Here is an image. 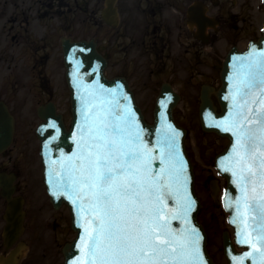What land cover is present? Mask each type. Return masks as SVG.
Instances as JSON below:
<instances>
[{"label": "snow or ice", "instance_id": "obj_1", "mask_svg": "<svg viewBox=\"0 0 264 264\" xmlns=\"http://www.w3.org/2000/svg\"><path fill=\"white\" fill-rule=\"evenodd\" d=\"M233 59L245 63L234 65L232 111L218 124L235 137L221 166L240 190L232 223L247 225L261 245L259 260L264 264V51L253 47L245 57ZM113 104L119 102L85 103L80 151L56 170V187L86 219L83 264H203L196 230L189 234L173 229L165 219L183 215L165 202V196L180 195L178 172L170 167L166 175L160 174L163 168L152 174L156 158L143 143L134 114H118ZM165 144L171 164L176 159L174 140L168 137Z\"/></svg>", "mask_w": 264, "mask_h": 264}, {"label": "water", "instance_id": "obj_2", "mask_svg": "<svg viewBox=\"0 0 264 264\" xmlns=\"http://www.w3.org/2000/svg\"><path fill=\"white\" fill-rule=\"evenodd\" d=\"M108 21H111L112 12L105 16ZM264 43V42H263ZM262 44V42H261ZM256 50L261 48V45L253 46ZM64 52L66 56V65L68 68V82L72 91V112L73 123L71 130H67L63 121V116L58 114L56 106L53 103L41 108L39 116L45 120V123L38 129L42 146V157L45 165L46 183L48 184L49 192L52 197L55 207L58 209L63 203L67 204L73 215V227L79 231L78 240L68 245L65 248L64 254L66 257V264H83L87 259L83 257V247L86 243L81 242V237L87 236L85 233L86 219L77 207L72 203L69 196L61 194V190L56 187L57 169L60 163L66 162V157L73 153L80 151L79 145L81 143V127L84 121V106L86 102L94 101L96 103L107 101H118V106L110 105L113 108L119 107L118 114L124 110L130 111L134 114L137 125L140 127L141 137L144 144L149 149H153L152 156L155 157L152 161L153 175L157 170L167 167L170 163L167 160V146L165 140L171 137L177 147H181L185 157L184 146V131L177 126L173 117V108L175 103L167 96L166 92L170 91V87L164 86L163 93L160 98L159 107L155 111V124L149 126L144 116L137 107L133 98V94L129 92V87L124 80H108L104 76V69L106 61L98 54L96 50V43H71L67 40L64 43ZM219 93V96H221ZM169 94V93H168ZM127 99H124V97ZM178 99V97H177ZM202 113L204 123L208 124L209 120L215 112L210 100V92L206 88L203 96ZM106 106H109L106 104ZM225 107V106H224ZM208 109H210L208 111ZM208 111V112H207ZM52 125H55L53 127ZM14 118L11 116L8 108L5 105L0 106V153L3 152L11 144L13 140ZM176 147V149H177ZM164 150V152L162 151ZM162 151V156L160 155ZM63 154V155H61ZM187 159V157H186ZM165 163L161 164L160 161ZM188 171L185 173L189 184V193L194 198V209L191 214L187 215L188 224L182 225L183 221L179 219H172L171 216H165V219L171 221V226L176 230H186L191 234V230L195 229L199 235V247L204 256L205 264H214L210 259L206 250V235L203 227L197 222V212L200 204L194 192V174L192 166L188 159ZM15 174L0 173V187L2 189L1 195L6 198L8 202L5 219L7 225L4 230V242L7 248H10L21 236L24 230L25 212L23 209L25 200L23 197H14L16 187L14 185L16 180ZM165 202L168 209L173 212L176 210L177 202L173 198L165 196ZM181 204L175 213L180 214ZM191 225L190 229L189 226ZM228 240L225 237V246ZM26 248L24 244H20L15 251L12 252L9 258L4 259V264H18L19 257ZM235 253V252H234ZM246 253H235L233 260L230 259L231 264H260L258 256L255 260L252 256H246ZM81 256L80 260L78 258Z\"/></svg>", "mask_w": 264, "mask_h": 264}, {"label": "rangeland", "instance_id": "obj_3", "mask_svg": "<svg viewBox=\"0 0 264 264\" xmlns=\"http://www.w3.org/2000/svg\"><path fill=\"white\" fill-rule=\"evenodd\" d=\"M91 9L97 12V1L90 0ZM254 5H252V13L248 22L245 24L248 26L249 22H252L248 31L242 33L239 39V45L243 46L250 36H258L261 26L264 21V16L261 9L257 6L260 5V0H254ZM256 4V5H255ZM89 19V15H87ZM229 22L232 21L236 25L242 24L240 21L241 15L235 19L227 16ZM78 25L80 28H78ZM74 26L71 34L75 38H80L84 36H90L91 34H96L98 31L92 27L90 29L87 27H82L77 22ZM252 29V30H249ZM229 30L232 27L229 25ZM104 39L109 41V37L105 36ZM111 39V38H110ZM106 41V40H105ZM110 45H107V53L111 58H113V51L108 50ZM137 65V64H136ZM218 67L220 68V63L217 65V70L215 74H211L210 71L206 72L201 79H207L211 81L212 84L217 86L220 83L219 74L217 75ZM109 75H116L118 69L113 63L108 70ZM148 75V73L146 74ZM150 78V75L147 77ZM26 81V80H25ZM36 82V81H35ZM34 81H26L28 86L24 89V108L18 112L19 126L17 133V143L11 152L12 157L18 158V164L20 169V180L19 186L21 191L27 197V210H28V221H27V233L26 238L31 242V257L26 264H63L62 247L66 241L71 240L75 233L71 229L70 214L67 209L62 208L59 211H55L51 206L44 192V186L41 182V163L38 157V139L35 137L34 128L40 122L34 111L33 104L41 100L34 95H30V90L28 87H35ZM199 82V85L201 83ZM54 83V81H53ZM57 88L55 95L52 97L58 105L61 112L66 116V120L70 123L71 113L68 103L69 93L65 88L64 81L60 74H58V80H56ZM141 81L137 76V85L140 87ZM183 90V89H182ZM139 100L145 111L147 113L148 119L152 120V109H153V96L145 95L142 91H139ZM196 95L188 94L186 97V103L180 108L176 109L175 115L178 121L184 125L189 133L186 140L189 152L192 154V159L195 166L197 181L200 174L206 170L205 167H211L213 163V158L217 152H220L226 145L227 140L221 139L215 134L206 133L201 129V125L198 118V104L193 102ZM44 98V97H43ZM189 104H188V103ZM19 106V105H18ZM33 106V107H32ZM201 149V159L199 158V151ZM210 169V168H209ZM207 173H205V176ZM199 184V182H198ZM198 192L203 201V208L201 211L200 219L206 223L209 232V248L215 257L218 264H227L226 259L223 254L221 233L227 228L225 223V214L221 209L214 207L212 204V198L207 187H200L198 185ZM3 207H0V215H2ZM4 222L0 217V233L2 231ZM36 254V255H35ZM36 257V260H34Z\"/></svg>", "mask_w": 264, "mask_h": 264}, {"label": "flooded vegetation", "instance_id": "obj_4", "mask_svg": "<svg viewBox=\"0 0 264 264\" xmlns=\"http://www.w3.org/2000/svg\"><path fill=\"white\" fill-rule=\"evenodd\" d=\"M193 1L195 0H138V2L129 0L127 2L126 11L124 9L125 16L127 12V19L124 20L123 27L117 30L116 36L117 41L124 36L127 47H125L123 53L117 47L114 51L116 56L114 60L117 68L123 72L122 75L129 79L133 88L136 87L135 54L132 52L136 43V22L134 16L137 12H143L147 16L145 23L146 39L142 42L147 53H150V56H153L154 59H159L163 63V66H161L162 71L165 72L167 70L166 62H168L170 64L169 70L172 72L171 79H177L179 74L183 72L181 62H184L187 72H189L191 67L192 79L198 77L200 71L199 58L201 52H204L205 48H207V45L194 40L186 24L185 9ZM203 1L208 2L211 6L215 2V0ZM216 3L218 5L212 9H215L213 12L217 11L222 27L227 23L225 13H229L232 10L235 11L232 15H235L242 13L247 8L249 9L245 1L240 3L242 4L239 8L240 12L237 10V2L235 0L232 3H228L226 0H218ZM222 11L226 12L223 14ZM72 12L71 0H0V65L9 61L7 56L11 53H8L6 45L20 49L19 55L21 56L34 55L38 65L40 63V49H46L51 53L50 49L55 47V43L51 39L53 33H50V29L53 27L52 23L55 21L56 15L63 17L64 26L66 27V21ZM41 20L46 21V24L41 26ZM243 21L245 22L246 20L244 19ZM42 27L48 33L47 38L43 40L40 39L39 35ZM70 27L69 24L68 28L70 29ZM222 31L225 30L214 31L209 29V44L212 46L210 52H212L214 61L218 60V51L222 53L225 46L231 42V34H224ZM4 33L9 34L7 36L1 35ZM46 50H43V52L45 53ZM47 58L48 56H42L46 63ZM214 71L215 66L211 69L212 73ZM154 90V87L147 86L146 88L149 93Z\"/></svg>", "mask_w": 264, "mask_h": 264}]
</instances>
